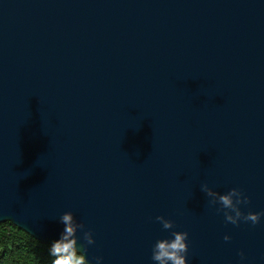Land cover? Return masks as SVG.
Masks as SVG:
<instances>
[{"label": "water", "instance_id": "95a60500", "mask_svg": "<svg viewBox=\"0 0 264 264\" xmlns=\"http://www.w3.org/2000/svg\"><path fill=\"white\" fill-rule=\"evenodd\" d=\"M205 183L264 211V0H0V224L50 245L72 211L92 264L173 230L188 264H264V218Z\"/></svg>", "mask_w": 264, "mask_h": 264}, {"label": "clouds", "instance_id": "9594fccd", "mask_svg": "<svg viewBox=\"0 0 264 264\" xmlns=\"http://www.w3.org/2000/svg\"><path fill=\"white\" fill-rule=\"evenodd\" d=\"M200 190L206 194L209 204L216 207V211L222 212L226 223L239 226L241 222H251L257 225L264 218V211L245 213L241 205L250 203V198L239 188H232L226 193L214 191L206 183L201 185ZM164 230L174 228V222L163 215L155 217ZM58 223L63 225L49 247V255L53 258L52 264H92L87 258L90 245L96 243L93 231L86 229L83 222L77 221L72 211L62 213ZM78 231H83V243H80ZM189 233L187 231H171L170 236L163 239H157L152 246L151 260L154 264H188V244ZM224 241H230L232 237L229 234L223 236ZM239 264H247V258L243 251L239 253ZM95 264H104L103 256L94 257Z\"/></svg>", "mask_w": 264, "mask_h": 264}, {"label": "trees", "instance_id": "16d2710c", "mask_svg": "<svg viewBox=\"0 0 264 264\" xmlns=\"http://www.w3.org/2000/svg\"><path fill=\"white\" fill-rule=\"evenodd\" d=\"M49 247L10 223L0 224V264H52Z\"/></svg>", "mask_w": 264, "mask_h": 264}]
</instances>
